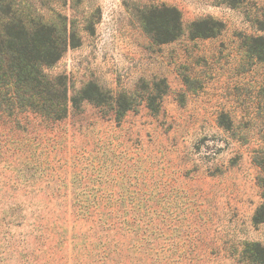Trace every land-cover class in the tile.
<instances>
[{"label":"rangeland","instance_id":"rangeland-1","mask_svg":"<svg viewBox=\"0 0 264 264\" xmlns=\"http://www.w3.org/2000/svg\"><path fill=\"white\" fill-rule=\"evenodd\" d=\"M2 5L76 30L78 46L44 69L69 100L93 83L134 108L0 121V264H264V62L250 52L264 0ZM164 9L182 24L169 42L144 24Z\"/></svg>","mask_w":264,"mask_h":264},{"label":"trees","instance_id":"trees-1","mask_svg":"<svg viewBox=\"0 0 264 264\" xmlns=\"http://www.w3.org/2000/svg\"><path fill=\"white\" fill-rule=\"evenodd\" d=\"M146 29L165 34L169 42L182 31L181 18L174 9L150 10L144 18ZM78 33L69 29L66 21L57 24L50 19L35 18L25 11H14L11 5L0 8V121L7 118L15 122L31 114L47 123L63 121L69 113V103L78 108L81 102L109 107L118 118L134 108L127 95L114 97L96 84H88L78 96L69 100L64 77L51 78L45 68L55 65L68 47L78 46ZM263 46H255L251 54L264 62ZM168 92L165 81L153 83L147 90L145 103L152 112L160 109ZM19 123V122H18ZM259 164L264 172V158ZM256 223L262 222L259 217Z\"/></svg>","mask_w":264,"mask_h":264}]
</instances>
